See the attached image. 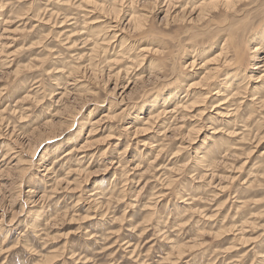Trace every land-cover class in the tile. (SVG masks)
Returning a JSON list of instances; mask_svg holds the SVG:
<instances>
[{"label": "rangeland", "instance_id": "obj_1", "mask_svg": "<svg viewBox=\"0 0 264 264\" xmlns=\"http://www.w3.org/2000/svg\"><path fill=\"white\" fill-rule=\"evenodd\" d=\"M212 1L0 0V264H264V0Z\"/></svg>", "mask_w": 264, "mask_h": 264}, {"label": "bare ground", "instance_id": "obj_2", "mask_svg": "<svg viewBox=\"0 0 264 264\" xmlns=\"http://www.w3.org/2000/svg\"><path fill=\"white\" fill-rule=\"evenodd\" d=\"M218 2H219V0H213V1H212V4H215V5H216ZM222 3H223V4H227V2L225 3V1H222ZM114 37H115V36H114ZM262 38H264V34H263V37H262ZM73 44H74V43H73ZM73 46H74V45H73ZM254 49H255V50H254V53H255V54H258L260 51H262L261 48H259L258 46H255ZM262 60H263V64H264V57H263ZM263 66H264V65H263ZM262 76H264V74L261 75L260 77H262ZM246 79H247V78H246ZM262 101H264V99H263ZM262 101H261V102H262Z\"/></svg>", "mask_w": 264, "mask_h": 264}]
</instances>
